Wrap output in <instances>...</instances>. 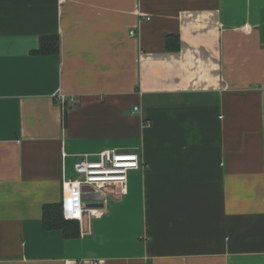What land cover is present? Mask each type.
Instances as JSON below:
<instances>
[{"label":"crops","instance_id":"crops-1","mask_svg":"<svg viewBox=\"0 0 264 264\" xmlns=\"http://www.w3.org/2000/svg\"><path fill=\"white\" fill-rule=\"evenodd\" d=\"M107 148L128 195L48 231ZM0 264H264V0H0Z\"/></svg>","mask_w":264,"mask_h":264},{"label":"built area","instance_id":"built-area-1","mask_svg":"<svg viewBox=\"0 0 264 264\" xmlns=\"http://www.w3.org/2000/svg\"><path fill=\"white\" fill-rule=\"evenodd\" d=\"M135 30L130 31L134 36ZM56 100L67 109L68 102L76 104L75 98L60 94ZM140 111L136 106L134 112ZM150 126V123H147ZM68 154L63 151V158ZM76 176L64 175L62 197L64 218L84 223L94 218H101L108 212L112 201L123 199L129 193V174L142 168L141 157L134 151L107 148L96 154H74ZM85 203H100L99 208H85ZM81 233H85L81 230Z\"/></svg>","mask_w":264,"mask_h":264},{"label":"trees","instance_id":"trees-1","mask_svg":"<svg viewBox=\"0 0 264 264\" xmlns=\"http://www.w3.org/2000/svg\"><path fill=\"white\" fill-rule=\"evenodd\" d=\"M178 37L168 38V49L178 50L180 43ZM178 44V45H176ZM60 43L58 36L43 37L41 41V52L56 53L59 51ZM43 223L48 230H60L67 239L79 238L81 235L80 223L74 220L64 218L63 202L59 204L45 205L43 208Z\"/></svg>","mask_w":264,"mask_h":264},{"label":"water","instance_id":"water-1","mask_svg":"<svg viewBox=\"0 0 264 264\" xmlns=\"http://www.w3.org/2000/svg\"><path fill=\"white\" fill-rule=\"evenodd\" d=\"M101 206H102V204H100V203H85L84 204L85 208H99Z\"/></svg>","mask_w":264,"mask_h":264},{"label":"rangeland","instance_id":"rangeland-1","mask_svg":"<svg viewBox=\"0 0 264 264\" xmlns=\"http://www.w3.org/2000/svg\"><path fill=\"white\" fill-rule=\"evenodd\" d=\"M132 172H135V173H136V171H131L130 174H132ZM132 175H133V174H132ZM132 175H131V176H132ZM129 176H130V175H129ZM131 176H130V179H132ZM112 202H113V201H112ZM112 202H111V203H112ZM111 203H110V204H111Z\"/></svg>","mask_w":264,"mask_h":264}]
</instances>
